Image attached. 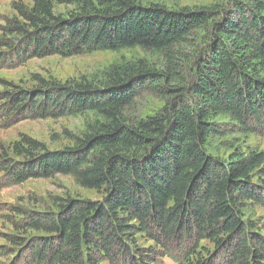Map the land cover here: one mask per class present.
I'll list each match as a JSON object with an SVG mask.
<instances>
[{
	"label": "trees",
	"instance_id": "obj_1",
	"mask_svg": "<svg viewBox=\"0 0 264 264\" xmlns=\"http://www.w3.org/2000/svg\"><path fill=\"white\" fill-rule=\"evenodd\" d=\"M56 1L13 3L0 26V62L140 47L163 53L165 65L121 60L93 79L36 75L31 87L1 80L8 116L100 118L60 149L28 135L13 143L14 156L5 148L0 172L16 183L72 175L104 193L56 196L44 210L13 206L22 219L7 238L28 252L27 264H157L167 255L183 264H264V233L246 218L264 207V151L228 144L221 156L211 144L232 132L264 135V0L176 10L65 0L77 5L66 17ZM201 32L207 39L197 48ZM146 91L164 107L131 119L128 108ZM203 240L215 256L198 250Z\"/></svg>",
	"mask_w": 264,
	"mask_h": 264
},
{
	"label": "rangeland",
	"instance_id": "obj_2",
	"mask_svg": "<svg viewBox=\"0 0 264 264\" xmlns=\"http://www.w3.org/2000/svg\"><path fill=\"white\" fill-rule=\"evenodd\" d=\"M19 1L30 4L33 0H0V26L5 24L6 17L15 14L13 3ZM135 1L142 5L157 3L176 10L185 6L213 4L226 6L230 0ZM54 10L57 14L66 17L77 10V5L65 0H57ZM194 39V42L197 43L196 47L201 48L207 36L201 32ZM186 50L191 52L190 47H187ZM139 58L147 59L158 67L165 65L163 53L144 50L140 47L125 48L119 51L96 50L69 56L53 55L29 58L23 62L14 60L6 63L0 62V91L7 87L1 80L23 87H31L36 84V75L60 82L77 81L81 78L93 79L102 75L103 71L112 63ZM3 103L4 99L0 94V165H2V156L5 155V148L10 156H14L11 150L13 143L21 140L23 135L42 141L50 149H60L72 145L71 136L80 135L88 123L100 119L93 111L59 118H19L8 116L3 111ZM164 105L165 100L158 93L146 91L128 108L127 115L131 119H143L159 112ZM211 144L213 151L221 156H227L231 152L227 148L228 144H236L244 150L264 151V135L232 132L226 137L213 139ZM103 195V191L80 186L72 175L57 174L50 178H30L24 182L16 183L8 178L6 172H0V264H27L28 252L11 243L7 238V235L15 233L12 221L22 219V216L12 211L13 206L44 210L53 206L56 196L101 199ZM246 218L257 222L259 231L264 233V207L250 208L246 212ZM139 244L140 246L148 245L143 240ZM204 248H208L211 252L214 250L213 244L208 240L201 241L198 250L203 251ZM215 253L214 251L212 255L215 256ZM193 259L195 260V256L191 257V261ZM157 264H183V258L161 256L157 260Z\"/></svg>",
	"mask_w": 264,
	"mask_h": 264
}]
</instances>
